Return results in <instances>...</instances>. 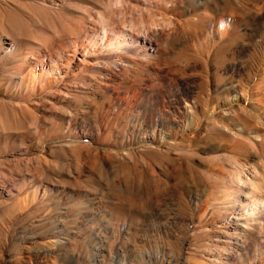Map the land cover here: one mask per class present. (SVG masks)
Returning a JSON list of instances; mask_svg holds the SVG:
<instances>
[{
    "label": "rangeland",
    "instance_id": "obj_1",
    "mask_svg": "<svg viewBox=\"0 0 264 264\" xmlns=\"http://www.w3.org/2000/svg\"><path fill=\"white\" fill-rule=\"evenodd\" d=\"M250 192L264 0H0V264H264Z\"/></svg>",
    "mask_w": 264,
    "mask_h": 264
},
{
    "label": "bare ground",
    "instance_id": "obj_2",
    "mask_svg": "<svg viewBox=\"0 0 264 264\" xmlns=\"http://www.w3.org/2000/svg\"><path fill=\"white\" fill-rule=\"evenodd\" d=\"M73 52L75 53V50ZM120 61H125V60L124 59H120ZM186 107H188L187 104L185 106V110L182 111L183 112L182 113L183 114L182 123L185 124L189 128L192 125V123H194L193 122L194 113L191 112L190 110H188ZM162 126H163V123L161 122V126L160 127H162ZM150 138H151V140H153V142H155L156 141L155 140L156 139V133L153 132V134H152V136ZM244 198L247 199V200L246 201H239V203L235 204V205H238L237 207H238V210H239L240 213L237 214L235 219L234 218H230L229 222H228V226L230 228L229 233L233 235L232 238H233V240H235V241H231L230 244L238 243V242H236V238L242 232H244V231H246V230L251 228L250 226L252 224L250 223V221H253V219L256 218L257 215H260V214L264 213V205H262V204H264V198L263 197L257 196L256 194H254V192H250V193L246 194L244 196ZM249 211H250V213H248ZM244 213H246V214L248 213V214L241 218V216ZM232 238H231V240H232Z\"/></svg>",
    "mask_w": 264,
    "mask_h": 264
}]
</instances>
